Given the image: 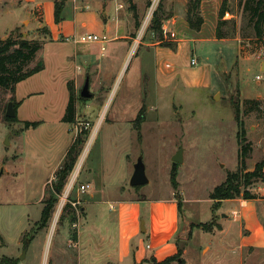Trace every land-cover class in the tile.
I'll return each mask as SVG.
<instances>
[{
    "label": "rangeland",
    "instance_id": "1",
    "mask_svg": "<svg viewBox=\"0 0 264 264\" xmlns=\"http://www.w3.org/2000/svg\"><path fill=\"white\" fill-rule=\"evenodd\" d=\"M72 1L65 3L58 21L51 11L54 30L61 18L72 21ZM75 1L88 2L86 14L98 21L108 19L109 25L117 26L124 36H116L115 42L107 37L108 42L103 45L73 44L60 38L63 44L56 46L66 49L68 56L75 51L79 57L67 60L63 70L55 73V82L49 81L48 90H38V94L20 104L16 122L0 117V255L16 259V264H72L70 260L75 256L65 240H71L76 233L80 209L90 200L89 194L95 189L102 197L94 200L110 201L123 188V195L135 193L139 201L167 197L180 202L179 208L178 203L175 205L177 222L180 228L185 222L190 224L187 240L180 243L186 264H239L233 259L229 263L225 253L215 249L217 235L211 233L218 223L238 227L239 222L231 220H238L239 214L225 212L227 207H220L222 204L213 210L209 195L229 172L237 169L238 122L242 124L245 144L250 146L246 171H252L263 159L264 81L258 82L255 77L264 78V40H255L253 26L238 0H227L221 32L228 36L222 41L215 40V31L223 0H201L199 14L203 24L198 32L190 29L186 20L190 0ZM158 9L162 42L149 29ZM39 14L40 9L33 15L37 22L42 20ZM12 21L11 17L0 15V39L9 35ZM33 25L24 23L22 28L27 33L23 38L47 39L40 29L42 25L37 24L38 29ZM97 26L88 32L102 35ZM155 48L163 55L158 57ZM90 49L95 52L91 56L93 68L86 70L80 54ZM42 54L41 51L37 56L40 60ZM192 58L197 61L194 67L190 65ZM78 69L79 77L73 82L76 101L72 124L62 121L69 99L63 82L72 79ZM173 71H178L176 76ZM189 72L202 74L204 84L188 86L196 77ZM46 77L41 80L45 82ZM86 78L93 97L81 100L79 91ZM37 85L41 89L46 84ZM245 100L259 101L257 110L245 112ZM235 102L240 106L238 121ZM141 108L145 120L137 131L133 121ZM24 122L40 125L26 130ZM7 135L9 145L5 144ZM75 138L83 143L74 172L67 179L47 226L38 230L41 202L50 196L54 171ZM180 149L183 163L178 165L174 188L170 182L171 158ZM139 158L148 184L130 187L133 166ZM76 171L72 191L66 196ZM261 176V182L245 189L257 201L260 219L264 218V167ZM80 184H88L85 193L78 190ZM69 202L74 224L70 223L72 216L63 212ZM99 206L108 208V204ZM221 212L224 215L215 217ZM227 217L231 219L225 220ZM204 224L208 230L200 228ZM26 240L28 248L20 260ZM209 244L213 247L204 252ZM243 260L242 264H264V248L245 251Z\"/></svg>",
    "mask_w": 264,
    "mask_h": 264
},
{
    "label": "crops",
    "instance_id": "2",
    "mask_svg": "<svg viewBox=\"0 0 264 264\" xmlns=\"http://www.w3.org/2000/svg\"><path fill=\"white\" fill-rule=\"evenodd\" d=\"M57 1L0 0V15L2 14L13 19L10 32L19 29V32L24 36L27 32L24 33L22 26H24L26 21L33 23L35 29H38L36 25L40 24L46 27L49 32L47 39H40L44 42L41 50L44 53L41 58L44 69L18 83L15 87L14 101L18 104V107L27 98L38 94V90H48L49 81L55 82V73L63 70L62 67L67 64V60L79 57L75 51L74 54L68 56L66 49L56 46L59 43L63 44L60 38L64 40V38L72 35H98L95 32H88V30H94V26L97 25H99L97 28L102 29L103 34L109 38L110 42H115L116 36H124V33L120 34L117 26L116 28H112L109 25L108 19L98 21L95 16L86 14L84 10L89 7L88 2L86 4H78L75 0L72 1L74 3L72 21L66 22L61 18L62 22L57 26V30H54L51 25L50 15L51 11L53 15L54 3ZM39 9V15L42 18L41 23L37 22L33 17L34 13L39 11ZM103 15L104 17L107 16L106 13ZM215 40H217L216 37ZM154 50L158 57L163 55V53L159 55V48H155ZM92 55H95V52L91 51V49L83 51L80 54L86 70H92L93 68ZM37 60H40L39 57H36ZM167 67H170V65L167 64ZM78 71L79 69L73 74V80H64L63 84L65 87H67L68 82L71 80L76 83V79L79 77L77 75ZM173 72L176 76L175 72L178 71ZM191 73L193 76H196L193 79L195 82L189 83L188 86H191V84L193 86L194 84L197 87V85L204 84L200 76L202 74H198V72H189L188 74ZM46 74L51 75H47L48 77H46ZM44 76L46 77L45 82L41 80ZM37 82L46 85L41 86V89H37ZM24 89L27 90L25 91L26 93H24ZM18 101L20 102L18 103ZM65 154L60 161L58 169ZM57 170L54 171V174ZM123 191V188H119L114 199L110 201L104 199L94 200L95 197H102L99 195L101 193L95 189L89 194L90 200L86 201V204L80 209L81 217L77 224L76 238L74 240H65L67 246L71 248L72 255L75 256V258L72 257V260H70L72 264H154V262L158 264L166 258L174 256L178 248L182 249V256L170 264H186L183 258L185 251L180 243L187 240L190 233V224L185 222L184 226L180 228L176 216L175 205L178 203L177 200L161 197L139 201L135 193L129 192L123 195ZM256 202L255 200L236 199L221 203L220 207H227V209H224L225 212L229 210V212L235 211L239 214L238 220H235L236 218L234 219L235 221L231 220V222L238 221V227L231 224H219L216 221L218 228L213 229L211 232L214 236L217 235L216 241L218 246L215 249L222 250L229 263L233 259L242 264L245 251L253 252L255 248H264V218L260 219L258 216ZM107 204L108 208L107 206H99ZM218 215L222 216L224 213L215 214V217ZM228 219L231 218L227 217L225 220ZM141 222L143 223L144 231L141 229ZM245 231L248 234L244 235ZM211 247L213 245L209 244L203 251L206 252Z\"/></svg>",
    "mask_w": 264,
    "mask_h": 264
},
{
    "label": "trees",
    "instance_id": "3",
    "mask_svg": "<svg viewBox=\"0 0 264 264\" xmlns=\"http://www.w3.org/2000/svg\"><path fill=\"white\" fill-rule=\"evenodd\" d=\"M66 0H58L54 3V17L58 21L60 20L61 12ZM201 0H190L188 3L186 20L190 29L199 31L203 20L199 14V6ZM227 0L222 1V7L218 15V24L215 31V37L217 40H224L228 34L221 32V27L225 25L223 21L224 12L226 9ZM239 6L243 9L244 14L247 16L248 23L253 26L254 37L256 41L264 40V0H238ZM161 9V8H160ZM153 13V17L150 23V30L156 34L158 42L163 41V32L161 30L162 19L159 17V10ZM41 23V22H40ZM136 27L138 26L136 20ZM44 32L45 36L49 35L46 27L40 28ZM16 37V38H15ZM43 40H30L23 38L19 29H16L9 33V35L0 39V117L3 121L13 123L17 121L16 116L12 119L5 117V110L7 103L12 102L13 107L16 110L18 104L14 101L15 87L18 83L28 79L29 77L39 73L44 69V64L41 60L36 61L38 53L42 50ZM171 46V45H170ZM69 93L68 104L65 110L63 122L74 124L75 121V101L73 82L70 81L67 84ZM7 97L5 100L4 97ZM82 100V99H81ZM235 109L236 120L238 121L240 106L237 102L233 103ZM245 112L251 113L257 110L259 101L257 100H245L244 102ZM3 108V110H1ZM145 120L144 108H141L138 112L135 120L133 121L134 128L138 131L139 127ZM40 123L37 122H24L25 129H36ZM237 132V144L238 150V164L237 169L234 172H229L224 182L219 186H216L209 195V199L212 201L213 210H218L220 204L223 201L234 200L241 198L243 200H253L254 196L245 191L249 186L262 181L261 171L264 167L263 159L255 164L252 171H246L245 160L250 151L249 144H245L244 133L241 122H238ZM83 141L80 138H75L72 145L69 147L65 154V157L60 165V168L56 172L55 184L52 185V192L47 199H44L41 203L43 208L41 211L40 221L38 223V230H43L47 226L51 217L53 216L54 209L57 205L58 198L61 195L65 186H67V179L73 174L76 167L77 158L81 152V144ZM177 164H173L170 171L171 185L177 187ZM243 190V192H242ZM181 206L178 201V208ZM64 211L71 215L70 202L63 206ZM71 224L75 223L74 215H71ZM208 225H201L200 228L206 229ZM28 237V236H27ZM76 238V233L71 235V239ZM25 239V238H24ZM182 256V250L178 248L177 253L169 258H166L163 262L158 264H170L177 261ZM16 259L7 258L5 256L0 257V264H16ZM154 264H157L154 262Z\"/></svg>",
    "mask_w": 264,
    "mask_h": 264
},
{
    "label": "water",
    "instance_id": "4",
    "mask_svg": "<svg viewBox=\"0 0 264 264\" xmlns=\"http://www.w3.org/2000/svg\"><path fill=\"white\" fill-rule=\"evenodd\" d=\"M79 97L81 99H84V100H88V99H91L93 97V94L90 92V89H89V79L88 78L85 79L84 84L79 91ZM4 115L6 118H9V119H12L16 116L15 109L13 107L12 102H9L7 104ZM8 137H9V135H7L5 138V144H7V145H9ZM182 154H183L182 150L181 149L178 150V152L171 158V162L173 164H177V165L182 164L183 163ZM146 184H148V180H147L146 175H145V170H144V166L141 162V158H139L136 161L135 165L133 166V173H132V176L130 178L129 185H130V187H138V186H143ZM141 229H142V231H144L142 222H141ZM28 244H29V241L26 240L24 243V246H23V250H22L20 260H23L25 257V254H26V251L28 248Z\"/></svg>",
    "mask_w": 264,
    "mask_h": 264
},
{
    "label": "built area",
    "instance_id": "5",
    "mask_svg": "<svg viewBox=\"0 0 264 264\" xmlns=\"http://www.w3.org/2000/svg\"><path fill=\"white\" fill-rule=\"evenodd\" d=\"M64 41L66 42H71L73 44H89V43H96V44H104V43H107L108 42V38L105 34H102V35H94V34H84V35H80V36H77V35H72V36H69V37H66L64 38ZM101 50H104V47L102 46L101 47ZM190 65L192 67L196 66L197 65V61L195 58H192L190 60ZM255 80L256 81H264V78L261 77L260 75L256 76L255 77ZM76 174H77V171L75 172L74 176L72 177L71 179V182L66 190V196H68L70 194V192L72 191V187H73V184H74V181H75V177H76ZM88 185H79V191L81 193H85L86 190L88 189ZM73 205V204H72Z\"/></svg>",
    "mask_w": 264,
    "mask_h": 264
}]
</instances>
